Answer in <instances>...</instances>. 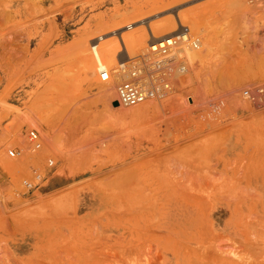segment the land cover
Here are the masks:
<instances>
[{
  "label": "rangeland",
  "instance_id": "rangeland-1",
  "mask_svg": "<svg viewBox=\"0 0 264 264\" xmlns=\"http://www.w3.org/2000/svg\"><path fill=\"white\" fill-rule=\"evenodd\" d=\"M174 1L176 0H45L42 5L44 13L33 18L32 12L27 10L24 1L0 0V10L3 6H9L7 8L10 10L8 14L0 12V16L2 14V17L6 18L1 17L2 22L4 20L3 26L0 22L1 28L3 27V30L0 29L1 35L3 36L5 32L0 38L2 40L0 44L2 43V46L5 44L6 47L5 53L2 52L4 60L0 63V133L8 129L10 124L13 125L12 121L15 117L12 118L13 116L8 114L9 111L19 107L31 97L33 99L36 97V101L39 100V103L50 108L54 116L59 114L65 116L70 113L68 115L70 117L83 112L89 115L87 117L89 119L83 123V126L81 125L82 127L76 126L75 120V124L70 123L73 128L75 125L76 132L74 137L75 129H71L73 138H70L67 146L75 149L78 166L80 168V165L81 167L83 165L81 169L85 170V173H74L72 182L53 185L46 189H40V185L34 190H28L25 187L24 182L34 177V171L40 173L44 179L40 167L42 165L43 170L49 160L54 161L53 167L62 164L58 155H55L56 157L47 155L42 164L39 162L40 166H37L38 162L37 165L31 163L24 168V172L16 173L15 178L21 174L18 178L21 185L19 183V186L15 185L10 193L8 183L12 178H9L7 173L5 175L0 166V264H264V173H238V170L237 172L234 170L233 173H206L204 170L200 173L197 165L204 167L205 165L201 163L205 159L202 160L198 156L199 144L208 137V133L194 135L191 133L194 130H187V128H184V131L183 129L176 131L178 134L170 132L163 136L157 132L152 133L153 130H151L149 133L153 134L152 140L146 142L140 149L137 147L129 149L127 145L121 144L112 145L110 143L114 139L111 137L108 139L109 142L104 141L106 145L97 140L102 136H112L113 133L128 131L137 126V123L126 122L128 120L123 119L119 122L122 123L125 120L126 123H124L127 125L122 123L121 126L119 122L116 124L112 120V123L109 119L106 121H109V126L113 124V127L110 128L106 124L104 128L103 116L95 118L98 115L97 112L99 113L100 110L107 112L110 107H105L108 109L105 111L102 105L95 108L92 104L96 96L80 67L83 66L81 65L83 62L86 69H93L94 64L87 66L91 63L90 60L94 59L93 55L96 54L92 53H95L96 48L92 50V45L84 46L86 52L80 54L81 44L102 32V34H106L107 31L110 33L114 28H117L114 30L118 32L125 31L124 27L128 24L130 25L127 28L130 30L127 29L125 36L136 33L135 37H139L143 34L141 32H144L142 30L145 26L138 20H142V17L148 20L150 15L147 14L153 13H150L151 10L163 9ZM202 1H198L200 4L194 3L171 12H166L165 9L156 10L155 13L160 15L150 19L152 21L150 22L154 24V27H159L158 29L169 26L170 22H174L176 26L178 22L176 20V24L172 16H180L177 15L179 11L189 18L186 21L188 24L185 22V25L175 29L188 33L187 36L191 30L197 31L195 32L197 36L194 32L193 35L188 36L189 40L193 39L194 35L198 37L199 32H203L200 20H203L202 23L206 26L205 23H210L211 14L214 17L219 15L221 19L219 7L218 11L215 9L218 0ZM209 1L216 3L215 6L213 3L208 4ZM204 2L207 6L211 5V8H215L210 10L205 6L200 7L202 11L199 13L202 14L196 17L191 10L199 9ZM207 9L210 19L203 16L204 13L207 15ZM191 17L196 20L193 21ZM197 18H200L199 22ZM189 20L194 25H190ZM165 22H168L167 25ZM261 22L264 23L263 17L258 21V25L264 28ZM193 26L197 27L194 29ZM92 33L94 36H91ZM50 34L52 39L49 49L45 52L44 60L32 64L31 55L37 49L45 48L47 45L45 41ZM82 36L86 37L85 41ZM26 47L29 54L25 51ZM2 49L3 47L0 48V52ZM23 49L25 52L22 51ZM60 50H64L63 57L59 56ZM86 53L92 54L88 56L93 57L87 58ZM65 55L69 57L66 58ZM83 56L86 57L87 62L81 59ZM0 59H2L1 56ZM50 61L51 64H49ZM45 63H48V66ZM122 63L123 66L129 63V67L135 63V59L126 58ZM70 68H72L71 71ZM151 72L153 70H150L147 76L155 77L156 75ZM13 74L14 77H12ZM76 77L78 81L74 79ZM92 78L96 79L97 76L91 75L89 80ZM49 86L52 88H48ZM64 91L68 93L64 94ZM191 93L186 88H180L178 91L182 98L187 96L186 98L192 103L194 100L192 101L193 93ZM61 99L64 101L62 102ZM126 109L129 108L126 107ZM94 112L96 115L93 114ZM105 118L109 117L105 116ZM93 119H97L98 122H92ZM251 121V119L247 120V122ZM131 123L134 126H129ZM57 126L59 132L63 127L65 129L64 124ZM31 130H25L27 144ZM93 130H96L95 134ZM221 130L223 131L219 129L215 133L219 135ZM215 133L213 136H216ZM91 137L95 138L94 141L92 140L94 144L88 140ZM156 138L159 140L155 141ZM96 141L98 144L95 143ZM108 144L110 147L107 146ZM24 146V144L15 147L6 146L2 150L7 159H17L19 154L22 155L19 148ZM10 151L16 153L14 158L9 156ZM170 155L182 157L181 159L184 158L185 162L198 160L196 161L198 174L196 175L197 171L194 172L195 168H191L194 173L192 171L188 174L175 171L170 173L167 168L171 163L167 162ZM84 157H86V166ZM260 160L256 163L264 165V155ZM185 162L183 164L189 167L191 163ZM54 199L58 202L60 200L56 206L49 202Z\"/></svg>",
  "mask_w": 264,
  "mask_h": 264
},
{
  "label": "bare ground",
  "instance_id": "bare-ground-1",
  "mask_svg": "<svg viewBox=\"0 0 264 264\" xmlns=\"http://www.w3.org/2000/svg\"><path fill=\"white\" fill-rule=\"evenodd\" d=\"M22 1H24L27 10L32 12L33 18L41 13H44L43 12L44 9L42 5L44 4L45 0H22ZM198 1L201 0H188V1L176 0L168 4L163 9L162 8L161 9L162 10L165 9L166 12H171L186 7L188 5L190 6L194 3L200 4L198 3ZM211 3L209 1L208 4ZM204 4L206 3L204 2L203 5H200L199 9L194 8L193 10H191L192 13L196 15V17H199V15L202 14L199 13L200 11H202L200 7L205 6V8L208 9L210 8V10L215 8V7L211 8L210 7L211 5L207 6V4L206 5ZM213 4L215 6L216 3ZM7 7L3 6L4 10L2 9L0 10V12L4 14L6 13L8 14L9 13L8 11L10 10H8ZM218 7L220 9L222 21L218 14L217 17H219L220 20L217 19V17H214V15L212 16V14L210 13L211 20L209 24L205 23L208 25V26L206 25L208 28L206 30L205 29L206 26L204 25V23H202L203 20L197 18L198 22L200 20L201 27H203L201 29L203 30V32L201 33L199 32L198 37H196L197 34L195 32L197 31L191 30L190 27L189 29L191 30V32L189 35L191 34L193 35V32L196 34V36L194 35L193 39L190 38V40L188 37L189 35L187 36L188 33L187 34L182 33L179 31L181 29L178 30L175 29L178 28L179 26L185 25V22L187 21V19H189L188 17L186 18V15L181 14L182 12L179 13L178 11V14L177 13L176 14L180 16H176V17L172 16L174 19L170 17V19H173L175 23L177 20L178 25L175 26L173 24L174 22L173 23L170 22L173 25L167 22L169 26H163L162 29H158L159 27L156 26L154 27V24H151L152 21L150 20L160 15L155 12H157L158 10L160 11L161 9L157 10L155 9V7H154L155 9L154 11L153 10L150 11V13L153 12L151 14L155 13L153 16H151V14L149 13L147 14L151 16V17L149 16L148 20H146L147 18L143 19V17L141 18L142 20H138L140 24L145 26L144 30H142L144 32H141L143 34L140 35L139 37L138 36L135 37L136 33L130 36H125V32L130 30L127 28V26L130 24L126 25L125 27L122 26L125 29V31L122 30L123 32L122 31L118 32V30H114L117 28H114L112 29L113 31L111 30L112 32L108 33L107 31L106 34H102L103 33L102 32L101 34L92 38L91 40H89L88 38H87L88 40H86L85 39L86 37L84 38V36H82L84 41L85 40L86 41L84 42L83 40H79L84 42L81 44L82 48L81 51L79 52L80 54L86 52V50H84L85 49L84 46L89 47L90 45H92V50L96 48V50H94L95 53L91 52L92 54H96L93 55L94 57L92 56L94 58L92 59L93 63L92 60H90L92 64L89 62L90 64L87 66L90 67V65L94 64L92 66L93 69H86L83 62H81V65L83 64V66L80 67L82 68L81 71H83L82 74L85 75L84 76L86 77L85 79L90 84V87L96 96V100L94 101V103L92 102V104L93 106H95V108L96 106L99 107L101 105L104 108L105 107L107 108L108 106L110 107V110L105 108L106 109L105 111L108 110L107 112L104 111L101 112V110H100L101 113L97 112L96 114L98 115L95 116V118L98 119L100 118L99 116L101 117L103 116L102 121L105 122L104 126L108 124L106 126L110 128L113 127L112 126L113 124L109 126L110 124L108 122L109 121L112 122V120L115 121L116 124L119 121H122L123 119L128 120L126 122L130 121L137 123V126L131 128L128 131L126 130L119 133L117 132L118 133V134L116 133L117 135L113 133L112 136L111 135L105 137L102 136L103 138L102 137L101 139L97 138V140H100L101 142H103V145L104 144L106 145L107 143H105L104 141L110 139L109 137H111L114 139L112 141L110 140L111 141L110 144L112 145L121 144L124 146L127 145L126 147H128L129 149H132L134 147L140 149L146 142H150L152 140L153 137L151 136L153 135L152 133L157 132L158 134H162L163 136L164 134L166 135L170 132L175 133L176 131H181L182 129L184 131V128L185 129L187 128V130L189 129L194 130V132H191L194 135H203L208 133V137H206V139H203V141H201V143L199 144L200 153L198 154L200 159L202 160L205 159V161L201 163L205 166L203 167L202 165L201 166L197 165L196 161L198 160L195 161L193 159L194 161L192 160L191 162L188 160L187 162L191 163L189 164L183 160L184 158L181 159L182 157L181 158L179 157L180 158L179 159L178 156L171 157L170 155V158H172L171 160L169 158L168 161L167 160L168 157L165 159L167 160V162H171L169 163L170 166L167 167L168 170H170V173H174L175 171L176 173L188 174V172L189 173L193 172L191 168H195L194 172L197 171V169L199 168L198 169L199 172L200 171L203 172L205 170L206 173H233L234 170L236 172L238 170V173H264V165H260L256 163L258 161H261L260 159H262L264 155V28L259 26L260 24L258 25V21L262 17L264 19V0H218L217 6L215 8L216 11H218ZM208 9L206 11L207 15H204L206 13L203 14L204 17L206 16V19H210L208 15L209 14ZM183 13L186 14V12L184 11ZM1 17L2 14L0 16V22H2V18L4 16L2 18ZM8 19L9 18H7V20ZM166 20L168 21V19ZM3 22L1 23L2 26H3ZM1 24H0V29L3 30V27L1 28ZM112 24H114V22ZM189 24L191 25L192 21ZM262 24L264 23L261 22V25ZM95 27H97V25ZM104 27L105 29H107L105 25ZM194 27L197 26H193V28ZM120 29L122 28L120 27ZM185 30L186 28L184 29V32ZM4 33L5 32H3V36ZM97 34L98 33L96 32L95 35ZM88 35H90V33ZM1 36L2 35L0 32V38ZM91 36H94V34ZM51 39H52V34H50V36L47 38L46 41L44 40L47 44L45 48L43 47L41 48V50L37 49V51L33 55H31L30 60L32 64L44 60V57L46 55L45 52L49 49V44L51 43ZM4 40L5 39H3V41ZM1 41L2 40H0V42ZM41 45L42 43L39 46L41 47ZM2 47L3 49L1 50L0 53L2 52L5 53L6 51L5 44L4 46L1 45L0 48ZM22 51L23 52L26 51V53H28L27 47L25 51L24 49ZM60 51L62 53L59 52L60 54L59 53L58 54L59 56L63 57L64 50L63 51L60 50ZM4 53L0 54L2 58L0 59V61L4 60L3 58ZM88 54L92 55L90 53ZM88 54H87V58L89 57ZM23 55L26 56V54ZM65 56L66 58L69 57L68 55ZM92 57L90 56L89 58L91 59ZM64 58L63 61L65 60ZM126 58L130 60L135 59V63L129 67H128L129 63L126 64L127 66H123L124 64L122 62ZM81 59H85V61L87 62L85 56L81 57ZM2 61L0 63H2ZM31 63L28 62V64ZM49 64H51V61L49 62ZM46 66H48V63L46 64ZM1 68H3V66ZM71 69L72 68H70V71ZM150 70L151 71L153 70V72L151 73L155 74L156 75L155 77L149 78V76H147ZM14 74L12 77L15 76ZM91 75L95 77L97 76V78L93 79L94 78L93 77L92 80H89L91 79ZM74 79H77V77ZM86 80L83 79V81ZM76 81H78V79ZM101 81H103V83ZM124 82H131L138 88H141L145 100L139 103L137 106H133L131 108L127 107L129 109H126V107L123 106V104H121L118 95L119 85L121 86V84H123ZM50 87L52 88V86H49L48 88ZM180 88L189 89V91L193 93L191 94L193 97L192 101L194 100V102L191 103L188 100V98H186L187 96L186 97L184 96L185 98L184 97L182 98L181 95L178 94ZM65 93L66 91H64V94ZM35 98L33 99L31 97L26 102L20 104L19 107L17 106V108H14L12 111H9L8 114H11V117L13 116L12 118L15 117L14 119L15 121L14 120L12 121L13 125L9 123L10 124L9 128L5 129L3 133H0V151L2 150L3 147L6 146L15 147L20 144L25 145L24 147L19 148L22 151L21 152L22 155L19 154V157L17 159H7V157H5L6 155L4 156V151L2 150L0 152L1 169L3 170V172H5L4 173L5 175L7 173L9 175V178H12V180L9 179V183H8L9 192L10 190H14L13 187L15 185L17 186L18 183L20 184L18 178L20 177L21 174L17 175L18 178H15L16 173L24 172V168L31 165V163L32 164L36 163L37 165L38 162L37 166H40L44 162L45 157L47 158V155H52L54 157H56L55 155H58L59 156L58 158L62 164L59 165L58 167L56 166L53 167L54 165L50 167L49 164L47 163L48 165L46 167H43V170L41 165L40 169L42 171L41 173L44 174V179L42 177V180L39 184L40 189H46L53 185L55 186L64 183H69L71 180H73L74 173H83L85 171L81 169L83 165L82 167L80 165L79 168L77 163L78 158L76 156L75 149L73 150V148H68L67 142L70 143L69 142L70 138H73L72 137L73 132H74V137L76 132L75 125L73 128L70 125V123L72 122L74 123L75 120V122L77 121L76 126L78 125L83 126V123H86L87 120L89 119L87 118L89 115L83 112V113L73 114L70 117L68 116L70 113L65 116L64 114L62 115L59 114L54 116L50 108L39 103V100L36 101ZM63 101L64 100H62V102ZM93 114L96 115L95 112ZM105 116L106 117L108 116L109 118L106 119ZM97 119H93L92 122L93 121L98 122ZM248 119H251L252 121L247 122ZM106 120L109 121L107 122ZM119 123L122 126V123L121 122ZM125 123L123 125H127ZM62 124L65 125V129L62 126L63 129L61 130V132H59V127L57 125L61 126ZM131 125L132 123L129 126ZM106 126L104 128H106ZM78 128L77 131L79 130ZM120 128L122 129L123 127ZM26 129L27 130L32 129L35 132H37V134H39L40 136L39 141H41L40 149L37 150L35 148V145L31 143L29 137H28L29 142L28 144L26 143L27 142L26 140L27 136L25 137ZM71 129L73 130L75 129V131ZM219 129H223V131L222 130H221L222 132L219 131L220 134L217 135L215 132L218 131ZM96 130L95 131L93 130L94 134ZM151 130H153L152 133H149ZM214 133L216 136H213ZM94 139L95 138L91 137L88 140L92 142V140L94 141ZM157 140L159 139L156 138L155 141ZM85 141L87 142V139H85ZM95 143H97V141ZM71 144L69 145L71 146ZM191 145L193 144L191 143ZM107 146H109V144ZM89 151L90 150H88V152ZM82 156L83 154L81 155V157ZM85 158L86 157H84V163H85ZM95 159H97V157H95ZM181 160L183 161L181 162ZM81 161L83 162V159H81ZM39 162L41 164H39ZM88 162L89 161H87V163ZM184 162L186 164H189V167H187L188 165L183 164ZM192 162H195L193 163L195 164V166L192 164ZM84 165L86 166V163ZM190 165L194 167H191ZM196 165L198 166L197 169H196ZM233 166L234 167L236 166V168L234 169ZM34 172L38 173L37 171ZM197 174L198 171L196 175ZM196 175H194L195 178H197ZM190 179H192V177ZM195 188L193 189L195 190ZM39 197H41V195ZM49 202L53 206H56L59 204L60 200L58 202V200L56 201L54 199Z\"/></svg>",
  "mask_w": 264,
  "mask_h": 264
},
{
  "label": "built area",
  "instance_id": "built-area-1",
  "mask_svg": "<svg viewBox=\"0 0 264 264\" xmlns=\"http://www.w3.org/2000/svg\"><path fill=\"white\" fill-rule=\"evenodd\" d=\"M118 92L121 104L126 107L137 106L139 103L145 100L142 89L138 88L131 82H124L123 84H121V86H119L118 88ZM39 139L40 136L39 134H37V132H35L34 130H31L29 132V140L35 145V148L37 150L41 148V141H39ZM9 156L14 158L16 156V153L14 151H10ZM48 164L50 167H52L54 165V162L52 160H49ZM41 180L42 176L39 173H35L34 178L30 181L24 182V185L28 190H33L39 186Z\"/></svg>",
  "mask_w": 264,
  "mask_h": 264
}]
</instances>
